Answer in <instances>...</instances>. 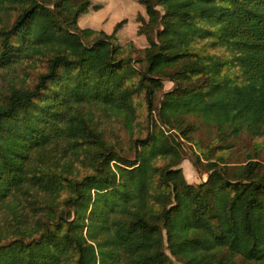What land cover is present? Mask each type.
<instances>
[{"label": "trees", "instance_id": "16d2710c", "mask_svg": "<svg viewBox=\"0 0 264 264\" xmlns=\"http://www.w3.org/2000/svg\"><path fill=\"white\" fill-rule=\"evenodd\" d=\"M69 1L0 0V207L16 220L2 224L0 264H264V164L202 151L198 185L178 168L195 119L220 137L264 135V0H138L139 48L118 35L125 20L81 27L99 4ZM206 36L232 58L197 46ZM38 62L33 85L16 79ZM141 104L147 136L129 158L100 125L132 135Z\"/></svg>", "mask_w": 264, "mask_h": 264}, {"label": "rangeland", "instance_id": "374dc122", "mask_svg": "<svg viewBox=\"0 0 264 264\" xmlns=\"http://www.w3.org/2000/svg\"><path fill=\"white\" fill-rule=\"evenodd\" d=\"M138 2V0H137ZM65 7L68 10L74 8V4L70 3L69 0H65L64 2ZM129 7V3L127 2ZM142 10L133 13L131 16L130 13L133 12L134 8H124L121 4H112L109 6L110 14L107 15V19L104 21V26L113 25L111 31L108 33H112L114 30L115 25L125 20V24H128V30L130 31L133 29V23L137 22L138 14L145 13L144 8L141 6ZM126 15V17L124 16ZM124 18H121L123 17ZM130 16V18H129ZM121 18L120 20H115L116 18ZM98 21H101L100 17L97 15H93L88 17L86 21H82L81 24H90L95 25ZM132 24L129 25V23ZM124 24V25H125ZM138 24V23H137ZM139 25V24H138ZM104 30V29H103ZM106 31V30H104ZM107 32V31H106ZM141 40L133 41L136 47H143L147 44V40L144 36H141ZM210 41L212 39L209 37L199 38L197 41V46L204 45L206 43L207 52L223 55L221 56L224 61H228L232 58V52L225 46H214L210 45ZM133 47V46H132ZM133 49V48H132ZM135 50V49H134ZM133 50V51H134ZM134 57H139L137 53H133ZM30 74L29 77L26 76L25 72L20 71L19 78H27V85H33L36 81L38 75L41 72L45 71L44 64L38 62L37 65L33 68L26 67L25 69ZM224 73H227L231 78L235 79L237 75L240 74L239 67L234 65L225 66ZM8 76L6 75V71H0V103H2L4 96L7 94L8 91ZM163 91L168 92L174 89L175 83L164 79L163 80ZM159 97H161L159 95ZM155 114V113H154ZM156 118V114H155ZM197 124V130L193 133V142H189L187 140H183V150H182V161L178 165V168L182 170L183 176L187 183L192 185H198L202 182H205L208 177L209 173L206 172L207 168L205 164L207 163L205 154H202L204 151L206 154L210 153L216 159L222 154H225L226 162L229 165H237L243 164L248 161L249 158L254 157L256 160L260 161L264 164V135H253V133H243L240 137L232 136L227 137L223 136L220 137L218 134L217 128L204 123L203 121H198L195 119ZM147 127H148V120H147V111L143 105H140V117L138 119V125L134 128L132 135L129 134L126 128L123 127V124L118 122L116 119H105L102 118V124L100 125V129H102L107 139L112 142L118 141L120 145L123 147L122 153L128 156L129 158H134V140L137 138H143L147 136ZM77 168L81 171V175L86 173L88 169L82 166L80 163H77ZM23 205L24 202H22ZM40 202L38 203V206ZM11 208L8 207H0V231L2 230V224L8 223H15V215L11 211ZM21 214H33L34 211L30 210L29 208L16 209ZM16 212V213H18ZM28 224L25 223V220L21 223L22 226L28 227L30 222H34L39 216L35 218L28 217Z\"/></svg>", "mask_w": 264, "mask_h": 264}, {"label": "crops", "instance_id": "0c3cea01", "mask_svg": "<svg viewBox=\"0 0 264 264\" xmlns=\"http://www.w3.org/2000/svg\"><path fill=\"white\" fill-rule=\"evenodd\" d=\"M127 2L129 3V7L127 5ZM94 3L95 4L98 3L99 8L94 9L93 7H90L89 11L79 18V25L81 27H90V28L97 29V30H103L104 29L107 32L111 31L112 29H110V28H112V26L114 24L104 26L103 23L108 18L107 15L110 14L109 6L112 4H116V5L121 4L124 8H127V9L128 8H134L133 12L130 13V16L133 13L142 10L141 5L137 2V0H95ZM142 14H143V12H142ZM93 15L99 16L101 21H98L95 25H90V24L82 25L81 24V22L83 20L86 21L88 19V17H91ZM124 16L126 17V15H124ZM124 16L121 18H124ZM130 16H129V18H130ZM132 17L133 16H131V18ZM120 19L117 17L115 20H120ZM131 24H132V21H131V23H129V25H131ZM137 27H138V24L135 21L133 23V29L130 31H127L128 30V24H125V25H123V27L119 31L118 35L121 37V39L123 41H127L128 39H133L134 41L141 40L142 37L137 35Z\"/></svg>", "mask_w": 264, "mask_h": 264}]
</instances>
